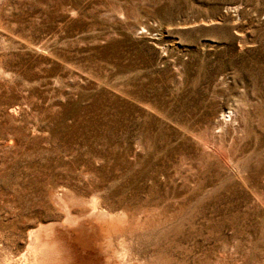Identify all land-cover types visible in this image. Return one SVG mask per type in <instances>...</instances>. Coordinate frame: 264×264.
Wrapping results in <instances>:
<instances>
[{"label": "rangeland", "instance_id": "374dc122", "mask_svg": "<svg viewBox=\"0 0 264 264\" xmlns=\"http://www.w3.org/2000/svg\"><path fill=\"white\" fill-rule=\"evenodd\" d=\"M40 235L264 264V0H0V264Z\"/></svg>", "mask_w": 264, "mask_h": 264}, {"label": "bare ground", "instance_id": "6f19581e", "mask_svg": "<svg viewBox=\"0 0 264 264\" xmlns=\"http://www.w3.org/2000/svg\"><path fill=\"white\" fill-rule=\"evenodd\" d=\"M89 221V220H88ZM94 224V223H93ZM100 224V223H99ZM85 225V224H84ZM83 223H79L78 225L74 226L71 230L73 234H69L72 241L76 240L79 245H81L84 250L88 246L92 247L91 242L93 241V237H98L95 235L96 229L90 226L89 228L85 227ZM95 225V224H94ZM98 225V224H97ZM96 225V228H97ZM100 226V225H99ZM103 228V226H102ZM100 229V228H99ZM102 230V229H101ZM67 231V230H66ZM99 231V230H98ZM69 232V231H68ZM103 232V231H102ZM56 233V232H55ZM54 233V235H55ZM62 233V232H61ZM64 234V233H63ZM101 234V233H100ZM99 234V235H100ZM57 235V234H56ZM98 235V234H97ZM60 236V235H58ZM61 237V236H60ZM69 237V236H68ZM56 238V237H55ZM74 239V240H73ZM57 240V239H56ZM60 241V240H58ZM54 242V236H39L37 243L34 247H32V250L30 251L29 256H23L24 260L20 264H65L63 263V259H66L63 255V253L60 250H57L52 244ZM63 242V241H62ZM94 244V243H92ZM65 247L67 245H64ZM93 248V247H92ZM31 249V248H30ZM96 249V248H95ZM71 250V249H69ZM67 250V251H69ZM73 250V249H72ZM64 251V250H63ZM66 251V250H65ZM50 253H56V256L51 259L48 254ZM85 252V251H84ZM65 254V253H64ZM73 254V251H72ZM74 255V254H73ZM72 255V256H73ZM71 256V255H70ZM74 258V257H72ZM61 259V260H59ZM50 260H53L52 263H50ZM71 264V263H70ZM74 264V263H72ZM77 264V263H76ZM82 264V263H81Z\"/></svg>", "mask_w": 264, "mask_h": 264}]
</instances>
